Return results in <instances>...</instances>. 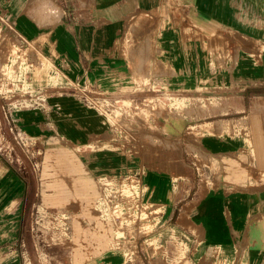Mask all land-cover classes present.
<instances>
[{
  "label": "rangeland",
  "instance_id": "1",
  "mask_svg": "<svg viewBox=\"0 0 264 264\" xmlns=\"http://www.w3.org/2000/svg\"><path fill=\"white\" fill-rule=\"evenodd\" d=\"M57 2L67 14L75 13L76 0ZM248 4L247 23L238 21L236 29L193 33L186 21L187 42L194 34L204 41L205 70L177 67L154 41L172 80H147V89L140 90L142 85L136 95L121 96L51 72L50 61L0 20V155L31 186L20 222L22 264H194L200 241L181 216L183 198L215 184L209 171L214 160L199 149L198 122L230 118L246 123L234 132L249 134L252 116L261 115L255 152L264 178V78L246 82L222 73L235 70L237 64L226 66V60L240 56L252 57L264 71V0ZM40 96L44 109L31 105ZM60 97L103 117L102 132L72 144L22 126L21 111L48 115ZM160 185L165 191H158Z\"/></svg>",
  "mask_w": 264,
  "mask_h": 264
},
{
  "label": "crops",
  "instance_id": "2",
  "mask_svg": "<svg viewBox=\"0 0 264 264\" xmlns=\"http://www.w3.org/2000/svg\"><path fill=\"white\" fill-rule=\"evenodd\" d=\"M57 1L0 0V20L50 61L51 72L59 71L72 81L87 80L113 96L136 95L147 80H172L156 57L154 41L177 67L205 70L200 54L204 41L194 34L187 42L186 21L192 23L193 33H212L236 29L234 24L247 23L250 14L249 0H76L73 15ZM229 48L233 52L235 46ZM233 60H226V66L237 64L235 70L222 72L229 79L264 78L252 57ZM218 73L211 78L216 80ZM55 104L48 115L21 111L22 126L38 135H59L72 144L102 132L103 117L92 109L69 97L56 98ZM252 117L251 143L246 129L234 132L245 122L240 126L230 118H213L196 126L200 151L214 160V170L208 168L215 184L198 196L183 198L181 216L200 241L192 254L194 264H264V178L257 172L260 157L255 152L261 141V115ZM158 191H165L162 185ZM30 193L24 173L0 155V264H22L20 222Z\"/></svg>",
  "mask_w": 264,
  "mask_h": 264
},
{
  "label": "built area",
  "instance_id": "3",
  "mask_svg": "<svg viewBox=\"0 0 264 264\" xmlns=\"http://www.w3.org/2000/svg\"><path fill=\"white\" fill-rule=\"evenodd\" d=\"M41 98L42 97L40 96L38 98V101H35L34 104H31V105L34 106V108L44 109L47 106V103H43V99ZM21 108H24L23 103L20 104V107L18 109H21Z\"/></svg>",
  "mask_w": 264,
  "mask_h": 264
}]
</instances>
